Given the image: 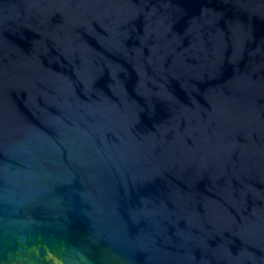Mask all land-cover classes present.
I'll list each match as a JSON object with an SVG mask.
<instances>
[{"label":"water","instance_id":"obj_1","mask_svg":"<svg viewBox=\"0 0 264 264\" xmlns=\"http://www.w3.org/2000/svg\"><path fill=\"white\" fill-rule=\"evenodd\" d=\"M0 264H264V0H0Z\"/></svg>","mask_w":264,"mask_h":264}]
</instances>
